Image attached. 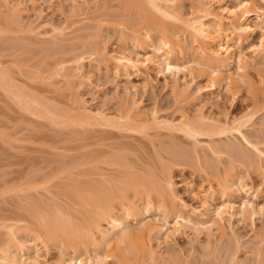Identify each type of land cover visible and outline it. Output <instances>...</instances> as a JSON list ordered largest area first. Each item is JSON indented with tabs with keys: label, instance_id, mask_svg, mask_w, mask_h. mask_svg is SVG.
<instances>
[{
	"label": "rangeland",
	"instance_id": "374dc122",
	"mask_svg": "<svg viewBox=\"0 0 264 264\" xmlns=\"http://www.w3.org/2000/svg\"><path fill=\"white\" fill-rule=\"evenodd\" d=\"M119 1L0 0V75L5 73L9 78L0 81V264H13L2 259L8 250L15 253L19 264H32L27 257L37 259L39 264H67L71 258L80 261L95 257V253L85 251L76 254L58 242L50 241L45 246L43 240L50 239L39 224L55 219L57 212L60 219L64 216L79 222L75 219L79 205L72 195L79 187L101 182L103 190L117 192V185L110 180L119 174L113 170L119 166H108L103 160H119L128 174L159 185L170 178L176 202L184 204L178 211L192 220L175 237L165 231L154 235L153 248L158 252L155 262L147 255L131 256L127 243H122L126 264H264V211L239 218L232 215L233 209L228 210L221 221L225 227L222 235L215 219L223 201L211 195L219 191V175L234 162L246 183L259 189L256 200L255 190L250 198L241 190L237 204L243 207L244 201L251 199L263 205L264 178L259 164L264 166V157L259 163L256 152L238 134L194 139L173 130V124H179L183 115L193 119L205 116L222 123L243 119L253 108L248 85L242 84L241 95L230 92L228 83L221 89L207 90L206 79L192 80L186 71L174 77L151 62L140 72H119L104 59L106 53L111 56L130 50L135 56L144 54L116 25L123 18L116 15ZM200 1L210 5L216 15L205 21L215 35L220 19L227 21V10L238 0ZM196 6L197 0H183L181 9L188 17ZM252 19L248 22L256 30L243 45L232 37L229 25L218 40L233 48L237 60L231 72L245 69L250 77L247 80L260 86L264 29L257 26L264 27V16ZM131 22L126 25L131 27ZM181 41L186 56L181 54L178 59L188 65L185 59L192 56L197 45L191 36H182ZM209 48L218 50L216 43ZM63 73L76 74L73 82H66ZM18 94L23 103H32V110L18 100ZM84 111L109 118L129 113L138 122L147 123L158 118L169 126H151L148 132L144 129L148 134L142 131L145 136L118 127L102 133L78 122ZM245 119L248 121L243 130L248 139L264 148V110ZM209 146L217 153H212ZM179 212L169 215L157 208L139 222H130L118 236L149 220L162 225L167 219L174 229ZM9 226L18 240L8 233ZM15 242L30 248L29 254L15 247ZM98 253L105 257L107 252L102 249ZM117 262L112 259L106 264Z\"/></svg>",
	"mask_w": 264,
	"mask_h": 264
},
{
	"label": "bare ground",
	"instance_id": "6f19581e",
	"mask_svg": "<svg viewBox=\"0 0 264 264\" xmlns=\"http://www.w3.org/2000/svg\"><path fill=\"white\" fill-rule=\"evenodd\" d=\"M204 2L197 0L195 12L193 11L194 13L192 12L186 17L185 12L181 9L183 0H120L116 15L122 16L124 19H119L116 25L121 29L122 35L133 43L134 47H137V50H140L144 54L136 53L135 56L128 50V52L130 51L131 53L123 51L115 55L111 54L110 56L105 52L106 54L103 53V55L105 54L104 59L113 63L114 67L119 72H123L124 75H128L132 69L140 72L141 69L147 67L150 62L166 70L174 77L186 71V73H190L192 80L198 78L206 79L208 81V84L205 86L207 90H218L228 83L229 91L234 92L233 94L235 95L241 93L243 89L242 84L246 82L248 85L247 88H249L248 93L251 95L253 108L251 112L244 115L243 119H236L231 123H222L205 116H201L199 119H193L191 116L183 115L179 124H173V130L178 129L185 134V136L194 139L205 136L212 138L215 135L227 136L238 134L246 144L256 152V156L260 158L258 161L261 163V161H263L261 157H264V148H260L259 144L253 143L248 139L243 128L248 121L245 118L264 110V103H261V101L264 102V75L260 74L261 85L257 86L252 79L247 80L248 76L243 72L245 71L244 68L243 71L239 69L236 72H231L232 68H235L237 60L232 51L233 48L226 46L222 43V40L218 39L226 25L230 26L232 37L236 38L238 45L241 46L243 42L252 39L256 28L252 27L248 21L253 20L252 16H264V0H238L234 3L233 7H229L230 9L227 10V21H223V18L220 19L222 21H220L218 27L214 29L215 35L211 33L212 29L205 21L216 15L213 13L214 11L211 6ZM14 10L16 11V9ZM128 20L131 22L130 24H133L131 27L126 25L129 23ZM125 21L128 23H125ZM257 28L264 29L261 25H258ZM153 35H156L157 38H153ZM182 36H191L194 44L197 45L196 49L193 50L192 56L189 55L185 59L188 65L182 61L180 62V59H178L181 54V57L186 56L181 41ZM213 43L217 44L218 50L209 48ZM147 51H150V54L146 53ZM80 58H78L79 63L83 60V57L81 58L82 60ZM240 58L241 56H239V59ZM61 68V70H65V68ZM3 74L0 75V81L8 80V75L5 73ZM62 75L68 79V81H66L68 83L71 81L73 82L76 76L74 73H63ZM19 97L20 95L17 97L18 100H21L23 103L22 96L20 99ZM23 104H27L25 106H30L29 108L34 107L32 103H27V101ZM40 112L38 111V113ZM49 112V114L52 115L51 111ZM79 117V121H77L80 124L82 122L88 125V128L92 127L90 129L93 131L102 133L108 130V128L112 129L118 127L131 132H138V134L141 133V135L145 136L149 127L150 129L153 128L151 126H169L167 121L159 122V120H157L158 118L154 119V123H147L146 120H143L144 122H138L129 113L120 115L116 118H109L102 113L92 114L90 111H84V114H81ZM95 127L97 128L94 129ZM144 129H147V132ZM208 149L212 153H217V150L210 146ZM103 161L108 166L113 167L114 165H118L121 167L113 168V170L117 171L119 174L117 177L111 178L110 180L113 181L115 186L117 185L118 191L115 192L110 188H104L103 190L104 185L101 182H96L94 187L92 184L93 182L90 183V181V185L87 188L82 186L84 188L79 187V189H77L78 191L75 189L77 192L74 190L75 193L73 192L72 195L75 196V203L79 205L78 210L76 209L78 217L76 216L75 218L79 222H74L72 218L65 217V219L64 216L60 219L61 214L59 213L60 217H58L59 214L57 212L55 214V219L44 220L42 221L43 224L41 222V224H39L41 226L40 228H42L41 230H45H43L45 236H48L50 240L47 242L43 240V235L38 236V238L42 239L44 241L43 244L47 247L50 241H53V243L58 242L61 244L62 246H60L63 248L74 249L76 254L84 251L96 254L95 257L90 255L92 257H84L80 261H77L75 258H68L67 264H106L108 260L112 259H117V264H126V258L122 255V243L124 242L127 243V248L130 251L128 252L132 254L131 256L139 258L140 256L143 257L147 255L150 257L149 260L155 262L158 260V252L153 248L154 235H159L165 231V233L171 232V235L175 237L180 231V228H186V223L192 221L191 219H186L185 216L180 213L184 204L176 202L172 180L169 178L165 185H159L154 181L151 182L145 178L139 179L137 176L131 175V173L128 174V172L124 171L122 168L123 165L119 160ZM252 162L254 163V161ZM233 163L234 162H232L230 167L225 168L224 174L219 175V191L215 192V190L211 194L212 196H218V200L223 201V205L220 207L221 209L219 208L220 210L217 211V218L215 219L217 230L222 235L225 231V227L221 221L224 219L223 215L227 214L228 210L233 209L234 213H232V215L235 217L238 216L239 218H243L244 214H251L252 216L260 215L261 212L264 211V204L257 205L251 199H246L243 203V207L237 204V195L241 190H243L246 197L248 196L249 198L256 190L253 186H249L246 183L245 177L241 174V170L236 165L233 166ZM263 168L264 166L262 167V165L259 164V170L264 178ZM98 183L101 185L98 186ZM101 186L103 187L101 188ZM167 191L170 193L168 194ZM258 195L259 189L255 192L254 200L258 198ZM167 198L170 200L167 201ZM157 208H160L169 215H171V213H177L179 212L178 210H180V215L178 216L174 229H171L167 219H165L166 221L162 225H157L155 221L149 220L148 222H143L140 228H128L129 230H126L127 233L118 236L119 231L130 222H139L138 220H140V218L145 217ZM117 209L119 211H117ZM37 222L36 224H38ZM214 227L215 226H213V228ZM9 232L14 233L13 227L9 226L8 233ZM12 233L10 236L18 240V238H16L17 235H15L16 233H14V237ZM15 247L27 250L28 254L31 250L24 244H17V242H15ZM102 249L107 252L106 255H104L105 257H102V254L98 253L99 250L101 251ZM5 252L4 254L6 255L2 258L3 261L6 260L5 263L19 264V259L17 260L15 255H13L15 253L9 250ZM37 255L39 256L38 253ZM27 258L26 260H31L32 264H39L37 259H32V257Z\"/></svg>",
	"mask_w": 264,
	"mask_h": 264
}]
</instances>
